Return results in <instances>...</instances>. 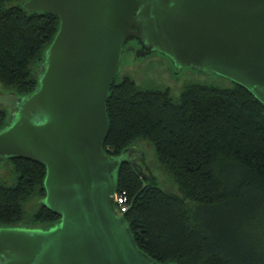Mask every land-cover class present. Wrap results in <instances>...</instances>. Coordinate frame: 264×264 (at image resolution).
Masks as SVG:
<instances>
[{"label": "water", "instance_id": "1", "mask_svg": "<svg viewBox=\"0 0 264 264\" xmlns=\"http://www.w3.org/2000/svg\"><path fill=\"white\" fill-rule=\"evenodd\" d=\"M53 12L59 30L34 91L13 101L0 129V158L46 167L42 202L60 214L46 227L0 225V264H160L136 244L114 194L129 159L142 177L145 152L103 150L106 100L128 43L230 79L264 104V0H23ZM136 155L133 156L132 154Z\"/></svg>", "mask_w": 264, "mask_h": 264}, {"label": "trees", "instance_id": "2", "mask_svg": "<svg viewBox=\"0 0 264 264\" xmlns=\"http://www.w3.org/2000/svg\"><path fill=\"white\" fill-rule=\"evenodd\" d=\"M22 1L0 0V82L18 95L36 89L39 65L60 27L58 15L27 11ZM228 81H193L179 98L168 87L144 86L127 73L118 72L110 83L103 150L119 156L147 142L177 185L176 191L163 189L147 158L145 177L129 159L116 174V191L128 198L123 214L135 242L160 264H264L236 228L244 202L264 198V104ZM7 124L8 109L0 105V129ZM8 160L15 180L0 182V225L56 223L60 214L42 202L46 167L28 158ZM32 199L37 208L27 213Z\"/></svg>", "mask_w": 264, "mask_h": 264}, {"label": "rangeland", "instance_id": "3", "mask_svg": "<svg viewBox=\"0 0 264 264\" xmlns=\"http://www.w3.org/2000/svg\"><path fill=\"white\" fill-rule=\"evenodd\" d=\"M118 72L132 75L138 83L144 86L168 87L174 98H179L184 86L193 81H209L223 85L230 83L227 78L191 69H182L179 73H175L172 61L159 53L139 55L126 52L123 54V61ZM15 99L16 96L6 90L0 82V105L8 109L9 115ZM136 147L143 148L142 150L145 151L148 165L157 176L158 184L165 190L176 191V183L160 165L153 146L141 141ZM14 180L12 164L8 159L0 158V182L12 184ZM244 203L247 207L240 209L236 228L240 231L244 243L255 245L264 258V198L261 201ZM37 205V200L32 199L26 206L27 213H31Z\"/></svg>", "mask_w": 264, "mask_h": 264}, {"label": "built area", "instance_id": "4", "mask_svg": "<svg viewBox=\"0 0 264 264\" xmlns=\"http://www.w3.org/2000/svg\"><path fill=\"white\" fill-rule=\"evenodd\" d=\"M115 197V205L118 206L120 210H118L119 214H123L128 208V198L125 192L116 191L114 194Z\"/></svg>", "mask_w": 264, "mask_h": 264}, {"label": "flooded vegetation", "instance_id": "5", "mask_svg": "<svg viewBox=\"0 0 264 264\" xmlns=\"http://www.w3.org/2000/svg\"><path fill=\"white\" fill-rule=\"evenodd\" d=\"M128 46H129V49L126 52L133 53V54L137 53V54L141 55L140 54L141 52L139 51L141 49V45L137 41H132L131 43L128 44ZM144 55H149V53H146ZM143 167L145 168L144 165H143Z\"/></svg>", "mask_w": 264, "mask_h": 264}]
</instances>
